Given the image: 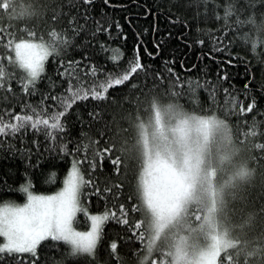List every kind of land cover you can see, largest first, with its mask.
Returning a JSON list of instances; mask_svg holds the SVG:
<instances>
[{
    "label": "trees",
    "instance_id": "trees-1",
    "mask_svg": "<svg viewBox=\"0 0 264 264\" xmlns=\"http://www.w3.org/2000/svg\"><path fill=\"white\" fill-rule=\"evenodd\" d=\"M68 11V0H0V26L10 29L16 42L60 44L34 84H28L27 74L16 63L13 46H0V69L7 74L0 88V114L32 115L35 109L47 118L63 111L58 101L45 97L68 95L70 78L61 75L66 69L78 77L73 85L87 91L122 75L137 46L147 72L112 87L105 101H77L61 118L65 130L55 139L31 128L0 138L5 140L0 146V202L23 201L21 189L27 185L36 193L56 191L75 161L86 183L80 189L81 211L73 219L74 228L87 230L88 215L107 213L110 218L102 225L95 257L73 256L70 245L49 238L38 246L35 257L3 254L0 264L170 263L171 249L163 241L147 250L150 218L140 185L144 133L151 131L152 119L161 121L168 106L187 115L216 117L224 125L231 147L224 157L233 163H224L220 172L212 160L215 177L241 164V177L228 191L221 189L235 244L220 253L217 263L264 264V0H109L108 4L94 0L89 11L93 19L78 36L69 28L71 17L60 15ZM96 21L105 28L111 25L110 36H92ZM33 32L35 39L30 37ZM224 33L228 40H217ZM64 40L71 44L65 46ZM101 43L109 51H103ZM168 68L176 75H169ZM225 73L227 80L221 79ZM177 77L183 87H173ZM225 89L245 104L254 98L256 111L244 116L238 107L233 110ZM3 118L5 123L15 122L12 116ZM121 205L129 224L122 223ZM199 206L194 204L192 211ZM113 242L118 245L115 254L110 251Z\"/></svg>",
    "mask_w": 264,
    "mask_h": 264
},
{
    "label": "rangeland",
    "instance_id": "rangeland-1",
    "mask_svg": "<svg viewBox=\"0 0 264 264\" xmlns=\"http://www.w3.org/2000/svg\"><path fill=\"white\" fill-rule=\"evenodd\" d=\"M13 55L19 65L14 44ZM161 115L160 122L157 117L151 120V131L145 132L143 137L145 163L140 185L143 203L150 218L147 250L150 251L158 241H163L171 249L172 258L168 264H218L220 253L235 244L230 235V222L223 211L224 190L221 189L228 191L233 181L241 177L238 176L241 164L236 163L222 177H215L212 160L221 168L220 172L223 171L224 163H233L232 159L230 161L224 157L225 150L231 147L227 131L216 117L187 115L171 106L165 108ZM230 155L234 156V149ZM73 163L75 161L71 162L56 191L36 193L27 185L21 189L24 193L23 201H3L0 202V207H23L29 202V195H57L64 190L65 180ZM194 204L200 206L192 211ZM92 215H88L87 230L75 229L72 220L73 230L91 231ZM1 238L2 244L4 238Z\"/></svg>",
    "mask_w": 264,
    "mask_h": 264
},
{
    "label": "snow or ice",
    "instance_id": "snow-or-ice-1",
    "mask_svg": "<svg viewBox=\"0 0 264 264\" xmlns=\"http://www.w3.org/2000/svg\"><path fill=\"white\" fill-rule=\"evenodd\" d=\"M93 3L94 0H68L69 11L60 14L71 17L68 21V25L71 31L77 36L88 30L86 25L93 19L89 15L90 7ZM104 3L108 4L109 0H104ZM81 7H83L82 12L79 11ZM73 10L76 11L75 15L72 14ZM56 20L57 17L54 16L53 23H55ZM95 24V31L92 33L93 37H96L98 34H108L110 36L111 25L105 28L100 21H96ZM116 27L118 30L120 29L118 24ZM30 37L35 39V33L33 32ZM124 38L126 39V37ZM217 40H228V33L218 36ZM62 43L67 46L71 44V41L64 40ZM228 43L231 44L232 42L228 41ZM13 44L15 45L16 58L19 66L27 71L29 77L28 84H34L37 81L38 77H40L41 73L44 71V61L60 47V44L47 46L44 43H33L28 41L16 42L15 34L11 32L10 29L4 30L3 27L0 26V46L11 49ZM155 46L159 49V44ZM100 47L105 52L109 51L103 43L100 44ZM219 50L223 51L225 49ZM148 55L152 59H155L152 53H148ZM112 59L115 60L116 57H112ZM228 63L230 64L231 61ZM69 67H71V62ZM96 71V68L93 67L91 69V74L95 76ZM167 71L169 75H176L172 68H168ZM146 72L147 69L145 65L142 64L139 55V46H137L134 59L129 62L128 69L122 75L114 78L109 77L106 82H102L98 86H93L87 91L84 90L82 85L80 87L73 85L72 81L74 79L78 80V77H76L74 70L68 71L66 69L65 73L61 75H67L70 78L67 89L68 95L64 98L55 95L45 97L46 100L51 99L53 101H58L64 110L53 113L47 116V118L37 113L35 109H32V115H13L11 112L0 114V138L9 136L15 137L31 128L34 131H43L47 137L55 139L57 132H64L65 130L61 118L67 115V110H70L77 101L87 100L89 98L96 101H105L107 99V93L112 87L124 85L137 74ZM6 75L3 69H0V88L3 87V81ZM157 78L163 80V77L159 73H157ZM227 78V73L221 77L223 80H227ZM177 85L180 87L184 86L180 83L179 77H177L173 87ZM135 86L134 84L133 87ZM24 88L25 91H27L28 85L26 84ZM247 88L248 85L246 84L245 89ZM8 91H11V88H9ZM224 92L226 96H229L227 102L232 104L233 110L238 107L239 114L248 116L256 111V101L254 98L251 99V102L245 104V102L240 101L238 97H231L227 89H225ZM213 99H215L214 96ZM28 107L31 106L29 105ZM4 115L12 116L15 122L13 123L10 121L5 123L3 118ZM4 143L5 140L0 139V146ZM61 150L63 151V148ZM113 163L118 164V161L114 160ZM85 183L86 181H84L83 177L80 175L76 163H73L72 169L68 173V178L65 180L64 190L57 195L47 197L29 195V202L23 207H0V237L4 238V243L0 244V260L5 258L3 254L15 258V254L29 253L35 257L37 255L38 246L41 242L49 238L53 241H63L70 245L73 256L86 254L90 257H95L98 241L101 238L102 225L110 217L107 213L105 215H92L90 217L91 231L77 232L73 230L71 223L75 214L81 211L78 196L81 187ZM24 190L26 191V189ZM121 215L124 217L122 223L129 224L123 205H121ZM134 229L137 230L136 227H134ZM136 233L137 231L135 234ZM117 248V243L113 242L110 244L111 253L115 254Z\"/></svg>",
    "mask_w": 264,
    "mask_h": 264
}]
</instances>
